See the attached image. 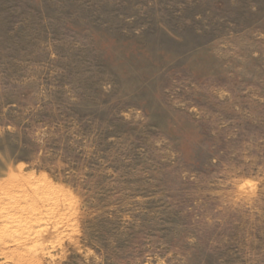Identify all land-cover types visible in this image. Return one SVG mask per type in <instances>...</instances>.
I'll return each mask as SVG.
<instances>
[{"label": "rangeland", "instance_id": "rangeland-1", "mask_svg": "<svg viewBox=\"0 0 264 264\" xmlns=\"http://www.w3.org/2000/svg\"><path fill=\"white\" fill-rule=\"evenodd\" d=\"M0 264H264V0H0Z\"/></svg>", "mask_w": 264, "mask_h": 264}]
</instances>
